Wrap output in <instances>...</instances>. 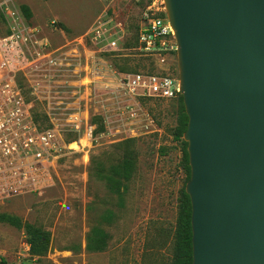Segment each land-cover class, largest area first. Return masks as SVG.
Listing matches in <instances>:
<instances>
[{
    "label": "rangeland",
    "instance_id": "1",
    "mask_svg": "<svg viewBox=\"0 0 264 264\" xmlns=\"http://www.w3.org/2000/svg\"><path fill=\"white\" fill-rule=\"evenodd\" d=\"M147 0H0V32L33 33L40 56L16 72L38 128L51 129L60 154L29 172L32 184L0 197V213L50 233L48 251L32 256L24 229L0 220V259L7 264H159L171 259L184 184L180 146L173 138L178 98L129 94L120 79L137 71L177 76L176 52L166 63L135 44ZM26 5V18L20 6ZM104 23V36L92 39ZM112 34L117 43L107 45ZM42 51L45 55H42ZM81 138L88 145L76 149ZM131 151L134 170L122 200L103 175ZM120 191H123L122 186ZM110 210V222L102 215ZM106 233L92 246V229ZM91 245V246H90Z\"/></svg>",
    "mask_w": 264,
    "mask_h": 264
},
{
    "label": "water",
    "instance_id": "2",
    "mask_svg": "<svg viewBox=\"0 0 264 264\" xmlns=\"http://www.w3.org/2000/svg\"><path fill=\"white\" fill-rule=\"evenodd\" d=\"M187 127L191 264H264V0H163Z\"/></svg>",
    "mask_w": 264,
    "mask_h": 264
},
{
    "label": "built area",
    "instance_id": "3",
    "mask_svg": "<svg viewBox=\"0 0 264 264\" xmlns=\"http://www.w3.org/2000/svg\"><path fill=\"white\" fill-rule=\"evenodd\" d=\"M104 23L92 31V39L104 36ZM117 40L108 35L107 45ZM34 34L12 28L0 32V197L10 198L28 188L29 172L45 169L46 163L60 154L56 135L40 129L33 121L30 102L24 98L16 78L18 67L31 64L40 56ZM137 48L161 63L176 52L173 30L166 17L163 0L146 1L140 16ZM42 55L45 53L42 51ZM120 83L131 95L162 100L176 99L179 79L163 72L137 71L124 74Z\"/></svg>",
    "mask_w": 264,
    "mask_h": 264
},
{
    "label": "trees",
    "instance_id": "4",
    "mask_svg": "<svg viewBox=\"0 0 264 264\" xmlns=\"http://www.w3.org/2000/svg\"><path fill=\"white\" fill-rule=\"evenodd\" d=\"M149 1V0H147ZM20 10L22 14L28 18L31 16V11L26 5H21ZM135 44H137V36L135 38ZM179 110H178V123L173 131V138L180 146L182 153L181 165L185 172V181L183 186L178 192V215L177 220L172 233V253L171 259L167 261H161L159 264H191L192 263V232H191V204L187 193L185 192V184L189 179L190 167L188 162L187 154V143L183 140V133L187 127V115L185 114L182 96L178 97ZM134 156L131 151L124 154L123 160L119 167L113 168L110 175H103L108 183L109 189L116 193L122 200V193L126 192L127 186L122 184L120 178L125 181H129L132 172L134 170ZM122 186L123 191H120ZM114 214L112 211L107 210L103 215L102 219L106 222H110ZM0 220L16 225L24 229L26 235V242L29 245V252L32 256H43L49 249L50 233L41 227L33 224H22L18 217L9 214H1ZM106 233L99 227L92 229V246L103 247L106 240ZM91 246V245H90ZM0 264H7L5 259H0Z\"/></svg>",
    "mask_w": 264,
    "mask_h": 264
},
{
    "label": "bare ground",
    "instance_id": "5",
    "mask_svg": "<svg viewBox=\"0 0 264 264\" xmlns=\"http://www.w3.org/2000/svg\"><path fill=\"white\" fill-rule=\"evenodd\" d=\"M88 145V142L87 140L81 138V140L79 141V144L76 145V149L79 150L81 147H84V146H87Z\"/></svg>",
    "mask_w": 264,
    "mask_h": 264
},
{
    "label": "crops",
    "instance_id": "6",
    "mask_svg": "<svg viewBox=\"0 0 264 264\" xmlns=\"http://www.w3.org/2000/svg\"><path fill=\"white\" fill-rule=\"evenodd\" d=\"M29 8V7H28Z\"/></svg>",
    "mask_w": 264,
    "mask_h": 264
}]
</instances>
